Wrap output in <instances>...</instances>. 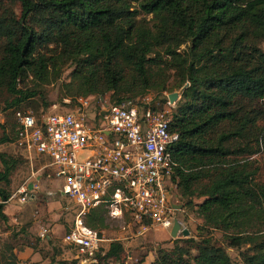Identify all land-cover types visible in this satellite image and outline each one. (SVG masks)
Segmentation results:
<instances>
[{"label":"trees","instance_id":"trees-1","mask_svg":"<svg viewBox=\"0 0 264 264\" xmlns=\"http://www.w3.org/2000/svg\"><path fill=\"white\" fill-rule=\"evenodd\" d=\"M140 11L151 18H139ZM263 41L264 0H0V94L10 97L3 109L39 95L27 88L29 76L49 81L67 62L80 97L110 94L113 103L165 91L173 73L171 91H182L169 127L177 135L172 179L187 203L204 198L205 228L222 230L234 245L249 234L257 253L243 264H264V179L242 158L253 139L264 145ZM3 129L0 145L15 142V118L12 137ZM24 157L0 153L5 221L11 176ZM106 218L107 208L98 206L84 221L100 231ZM177 240L188 248L160 249L157 264H190V249L194 264H240L212 236ZM124 255L116 240L96 257L117 262Z\"/></svg>","mask_w":264,"mask_h":264},{"label":"built area","instance_id":"built-area-1","mask_svg":"<svg viewBox=\"0 0 264 264\" xmlns=\"http://www.w3.org/2000/svg\"><path fill=\"white\" fill-rule=\"evenodd\" d=\"M77 101L68 112L37 116L32 110H19L14 115L15 144L31 161L33 156L48 160L46 175L61 179L62 193L76 204L64 242L86 258L99 253L103 239L84 221L98 206H105L113 220H135L142 232L170 229L176 207L171 197L177 189L170 151L177 135L169 129L171 114L151 106L141 110L136 104L113 103L109 96ZM83 149L90 154L80 160L78 152ZM31 192L24 186L20 200L32 198ZM147 219L149 225L144 223ZM46 233L44 229L41 236Z\"/></svg>","mask_w":264,"mask_h":264},{"label":"rangeland","instance_id":"rangeland-1","mask_svg":"<svg viewBox=\"0 0 264 264\" xmlns=\"http://www.w3.org/2000/svg\"><path fill=\"white\" fill-rule=\"evenodd\" d=\"M13 6L18 12L17 6ZM139 18L149 20L151 15L140 11ZM260 47L264 51V41ZM73 70L74 63L67 62L61 70L51 74L49 81L40 82L29 76L25 81L27 88L36 90L39 95L15 108L3 109L5 100L10 99L8 93L3 91L0 94V138L3 135L4 125L7 133L12 137L14 113L18 109L32 110L38 114L42 112H68L75 109L76 99L83 94L79 92L75 84L71 83ZM171 74L167 90H149L136 99L127 100L125 103L128 105L136 104L141 110L151 106L156 110L173 114L181 98L182 89L171 91L175 84L173 73ZM173 92H179V99L175 103H170L168 95ZM107 96L110 97L111 95L107 94ZM147 98H149V104ZM93 116H95V112L91 113V117ZM249 149L250 151L242 158L253 160L254 167L260 168L258 179H264V145L262 141L259 140L258 144L253 139L249 143ZM0 153L24 157L14 140L1 144ZM89 154L88 149H83L78 152V158L80 160L85 159ZM32 160L24 157L11 176V184L8 187L11 197L5 207L8 220L5 221L0 218V264H57L60 260L75 261V264H157L160 249L172 250L179 246L184 249L188 248L186 243L177 239L190 237L200 239L206 236H212L213 240L223 244L233 262L243 264L246 257L257 253V249L247 237L249 234L244 235L245 239L241 243L234 245L222 230L205 228L204 219L199 213V205L204 201V198L194 197L193 203H187L188 200L181 194L178 181L172 179L173 183L177 184V189L173 192L171 200L176 206H181L174 208L173 216L190 230L189 236L186 237L181 232L176 238L172 237L171 229L173 226L170 229L160 228L142 232L140 223L131 218L124 220L106 218L105 228L98 230L103 239L99 243V254L104 256L110 243L119 240L124 245L125 259L117 262L113 259L100 260L96 254L86 258L85 255H80L77 250L67 245L63 240L74 221L77 212L76 204L69 196L62 193L61 179H50L46 175L43 168L48 160L35 158V156L32 157ZM2 168L3 164L0 160V170ZM37 175L42 176L39 182L36 180ZM29 183H37L39 188L30 193L32 198L22 202L19 192ZM4 186V183L0 182V187ZM144 223L149 225L151 221L147 219ZM39 224L51 228L49 239H42L38 235ZM261 234L263 236L264 232ZM196 254L197 251L193 249L186 253L185 257L190 261V264H194L192 258Z\"/></svg>","mask_w":264,"mask_h":264},{"label":"water","instance_id":"water-1","mask_svg":"<svg viewBox=\"0 0 264 264\" xmlns=\"http://www.w3.org/2000/svg\"><path fill=\"white\" fill-rule=\"evenodd\" d=\"M168 98L170 103H175L179 99V92L170 93L168 95ZM28 188L32 190L33 183H29ZM180 207L181 206H176L175 208H180ZM181 232L186 237L190 235V230L187 227L183 226L182 222L178 218H176L173 227L171 229V236L176 238Z\"/></svg>","mask_w":264,"mask_h":264},{"label":"crops","instance_id":"crops-1","mask_svg":"<svg viewBox=\"0 0 264 264\" xmlns=\"http://www.w3.org/2000/svg\"><path fill=\"white\" fill-rule=\"evenodd\" d=\"M42 179V176L41 175H37L36 176V180L37 182H39V180ZM29 185V184H28ZM39 188V184L37 183H33V189L32 191L36 190ZM73 223V222H72ZM44 229H47V233H46V237H42L41 236V233ZM50 233H51V228H49V226H45V225H42V224H39V228H38V235L42 238V239H49L51 236H50Z\"/></svg>","mask_w":264,"mask_h":264}]
</instances>
